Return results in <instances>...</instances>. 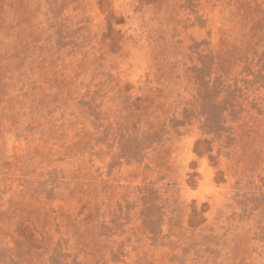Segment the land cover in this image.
Here are the masks:
<instances>
[{"label":"rangeland","instance_id":"rangeland-1","mask_svg":"<svg viewBox=\"0 0 264 264\" xmlns=\"http://www.w3.org/2000/svg\"><path fill=\"white\" fill-rule=\"evenodd\" d=\"M0 264H264V0H0Z\"/></svg>","mask_w":264,"mask_h":264}]
</instances>
